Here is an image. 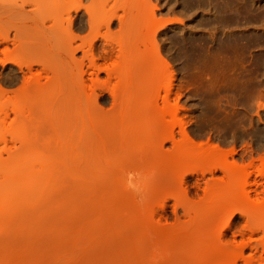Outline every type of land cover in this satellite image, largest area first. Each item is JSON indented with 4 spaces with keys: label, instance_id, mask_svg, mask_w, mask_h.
Segmentation results:
<instances>
[{
    "label": "rangeland",
    "instance_id": "rangeland-1",
    "mask_svg": "<svg viewBox=\"0 0 264 264\" xmlns=\"http://www.w3.org/2000/svg\"><path fill=\"white\" fill-rule=\"evenodd\" d=\"M26 1L28 59L44 68V128L31 141L41 177L6 194L0 264H259L240 244L253 232L264 247V70L214 48L169 49L172 33L197 40L215 26L220 0ZM75 9L84 28L69 31ZM107 11L123 20L109 36L125 52L109 80L81 64Z\"/></svg>",
    "mask_w": 264,
    "mask_h": 264
},
{
    "label": "bare ground",
    "instance_id": "bare-ground-1",
    "mask_svg": "<svg viewBox=\"0 0 264 264\" xmlns=\"http://www.w3.org/2000/svg\"><path fill=\"white\" fill-rule=\"evenodd\" d=\"M27 6L26 0H0V214L16 198V195H11L12 199L7 198L6 194L18 189L24 190V184L27 185L29 179L33 186H37L41 177L39 157L32 154L31 141H39L44 128V68L37 61L28 59L27 39L31 15ZM110 12L105 13L108 15L103 24L105 35L91 42L88 50H81V64L86 61L85 74L97 78L98 73L108 71V80L111 77V71L106 67L108 63H118L125 57L123 44L109 36L110 28L116 20ZM80 13L78 9L73 14L66 13L65 23L69 31L84 28L85 14ZM86 15L87 23L92 26L95 14L86 11ZM213 16L215 26L206 25L204 29L207 32L202 38H186L175 32L172 33L169 49L196 47L210 51L214 48L222 59L236 54L246 65L247 72L258 76L264 70V0H220ZM116 21L122 29L123 20L118 18ZM164 24L161 22L159 27ZM47 30H53V26L47 27ZM159 34L156 32L153 37L156 47L159 46ZM131 68L138 70L140 64L134 62ZM167 98H163L164 104ZM236 117V114L233 115L230 121L234 122ZM18 126L25 129L26 135L32 134V138L24 139V135L16 130ZM27 154H30V162L25 165L19 164L15 168L14 164H7L14 156ZM31 169H34L31 177L24 178L23 175ZM251 235L253 232L243 233L240 249H251L254 255L259 254L257 263L264 264V247L251 246ZM236 263L234 258L231 264ZM246 264L253 262L247 261Z\"/></svg>",
    "mask_w": 264,
    "mask_h": 264
}]
</instances>
